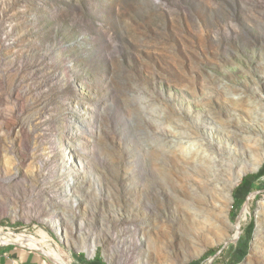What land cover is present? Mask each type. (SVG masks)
Here are the masks:
<instances>
[{"label":"rangeland","instance_id":"obj_1","mask_svg":"<svg viewBox=\"0 0 264 264\" xmlns=\"http://www.w3.org/2000/svg\"><path fill=\"white\" fill-rule=\"evenodd\" d=\"M41 229L68 264H264V0H0V232Z\"/></svg>","mask_w":264,"mask_h":264},{"label":"crops","instance_id":"obj_2","mask_svg":"<svg viewBox=\"0 0 264 264\" xmlns=\"http://www.w3.org/2000/svg\"><path fill=\"white\" fill-rule=\"evenodd\" d=\"M0 264H52L37 251L18 246L0 248Z\"/></svg>","mask_w":264,"mask_h":264},{"label":"water","instance_id":"obj_3","mask_svg":"<svg viewBox=\"0 0 264 264\" xmlns=\"http://www.w3.org/2000/svg\"><path fill=\"white\" fill-rule=\"evenodd\" d=\"M261 191H263V190H259V191H257V192H255V194H259V193H261ZM249 199H250V197L248 198V200H247V203L249 202ZM246 203V204H247ZM236 222H237V224H236V227H237V229H238V234H237V236L235 237V238H233L232 240H230V242H233V241H235V240H237L238 238H239V236H240V233H241V231H240V222H241V214L237 217V219H236ZM28 237H30V236H27V241H28ZM30 239V238H29ZM227 245V244H226ZM226 245L225 246H223L216 254H215V256L213 257V260L215 259V258H217L222 252H223V250H224V248L226 247ZM0 246H21V247H24V248H27V249H30V250H34V251H37L38 253H40V254H42L43 256H45L50 262H52L53 264H63V263H61L59 260H57V259H55L51 254H50V252L47 250V249H45L44 247H39V248H35V247H32V246H29V245H27V244H25V243H19V242H16V241H13V240H6V241H3V243L0 245Z\"/></svg>","mask_w":264,"mask_h":264},{"label":"bare ground","instance_id":"obj_4","mask_svg":"<svg viewBox=\"0 0 264 264\" xmlns=\"http://www.w3.org/2000/svg\"><path fill=\"white\" fill-rule=\"evenodd\" d=\"M39 234L43 238V240L46 241L47 249L50 250V251L51 250L54 251L53 252L54 255H52V256L53 257L61 256V252L59 251L60 250V245L53 240V238L48 234V232H46L45 230L41 229L39 231ZM14 235L15 234L0 232V242L6 241V240H13ZM61 236H62V239L65 241L66 235L64 233H62ZM28 241H29L30 244L38 246V241L35 238L28 239ZM16 242L22 243L20 241H16ZM33 245H29V246L35 247ZM51 253H52V251L50 252V254ZM58 258L61 261H63V258H60V257H58ZM63 264H68V263H67V261L64 260Z\"/></svg>","mask_w":264,"mask_h":264},{"label":"trees","instance_id":"obj_5","mask_svg":"<svg viewBox=\"0 0 264 264\" xmlns=\"http://www.w3.org/2000/svg\"><path fill=\"white\" fill-rule=\"evenodd\" d=\"M212 254H216V252H215V251H213V252H212ZM98 260H100V257L98 258Z\"/></svg>","mask_w":264,"mask_h":264}]
</instances>
